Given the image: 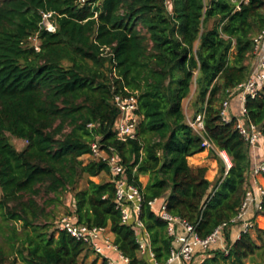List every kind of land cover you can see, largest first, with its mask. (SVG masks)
<instances>
[{
  "label": "trees",
  "instance_id": "1",
  "mask_svg": "<svg viewBox=\"0 0 264 264\" xmlns=\"http://www.w3.org/2000/svg\"><path fill=\"white\" fill-rule=\"evenodd\" d=\"M44 11L53 12L54 30L39 25ZM263 28L264 0H247L238 10L231 0H100L93 8L74 0H0V264H97L99 258L108 264L99 255L86 262L93 253L88 245L56 229L54 210L67 191L76 222L107 227L130 264H150L137 255L133 222L123 223L115 207L107 164L81 159L93 141L115 152L120 175L140 190L137 218L158 262L166 261L174 240L149 201L161 199L200 237L235 216L252 163L236 117L223 122L220 107L248 77L253 37ZM102 47L109 49L102 54ZM192 85L203 134L182 107ZM126 90L137 92L140 119L135 137L123 141L113 97ZM244 107L248 120L264 123V83ZM8 134L24 147L17 150ZM203 137L230 162L226 168L209 150L218 165L213 180L206 166L187 161L204 150ZM100 173L109 178L91 179ZM260 227L264 198L251 230L261 241ZM226 248L197 250L205 254L198 264H244L263 246L250 232L226 233Z\"/></svg>",
  "mask_w": 264,
  "mask_h": 264
},
{
  "label": "built area",
  "instance_id": "2",
  "mask_svg": "<svg viewBox=\"0 0 264 264\" xmlns=\"http://www.w3.org/2000/svg\"><path fill=\"white\" fill-rule=\"evenodd\" d=\"M100 0H74L78 5H89L93 8ZM167 4L169 0H164ZM235 9H240L247 0H231ZM96 15V13H95ZM53 12L44 11L41 15L39 25L49 30H54ZM34 43L35 50H39V42L36 36L30 37ZM35 42H38L36 45ZM102 54L108 51V47H102ZM264 83V28L258 31L253 37L252 61L248 77L237 83L231 90V97L221 103L220 116L223 122H228L233 116L230 114L231 99L237 96L240 101L239 115L236 117V128L253 150L257 145H261L263 150L262 159L253 161L249 171L248 180L245 184L244 198L235 216L231 219L222 221L206 237H200L194 230V226L186 219L173 215L166 210L165 203L159 199L149 201L151 209L167 222V233L173 236L174 245L170 249L169 256L165 262H158L154 258L149 241L148 233L143 223L137 218L140 208L141 194L137 186L127 182L122 172L115 152H106L101 149L97 141H93L90 146V154L96 159L104 161L112 176L115 184V207L119 210L123 223H132L138 243L137 255L149 260L150 264H188L194 257L197 250L206 251L220 248L227 253L226 233H231L236 228L235 237L239 238L241 233L250 232L254 225L256 215L262 211L264 198V123L255 124L246 117L244 101L246 97L254 98L258 95L260 86ZM127 94H115L113 101L119 110L118 118L115 123V130L119 140H127L135 137L136 125L140 116L136 114L137 97L136 91ZM188 124L200 134H203V113L193 115L192 119H187ZM91 126V124H89ZM202 147L204 150H214L223 158L226 168L230 166L224 151L218 150L207 138L203 137ZM120 175V176H119ZM119 176V177H118ZM236 226V227H235ZM56 229L65 231L72 237L88 245L94 254L107 259L108 264H130V259L121 253L113 243V238L109 235V229L103 226L88 225L78 223L70 215H60L56 221ZM105 250H111L115 255H107Z\"/></svg>",
  "mask_w": 264,
  "mask_h": 264
},
{
  "label": "rangeland",
  "instance_id": "3",
  "mask_svg": "<svg viewBox=\"0 0 264 264\" xmlns=\"http://www.w3.org/2000/svg\"><path fill=\"white\" fill-rule=\"evenodd\" d=\"M35 44L37 45L38 42H35ZM194 87H195L194 85L191 86L190 94L186 98H184L182 101L183 110L186 111L187 113L190 109V106H192L191 103H192V100L194 99ZM232 107H233L234 111H238L240 108V101H239V98L237 96H233L231 99V109H232ZM233 109H232V111H233ZM237 114L239 115V111L237 112ZM192 117H193V115H190L187 119H192ZM187 122H188V120H187ZM8 137L10 139V142L15 146V148L17 150H20L24 147V145H25L24 140L13 137L9 134H8ZM81 159H82L83 163L85 164V163H87L90 160H93L95 158L92 156H89V155H84L81 157ZM210 167H212V166L208 165V169ZM212 168H213V170H215V165ZM208 169L206 172V178L207 179L210 178L212 176V173H213L211 171H208ZM217 171H218V165H217ZM108 178H109V175L106 173H100L98 176L91 177V179L94 181L106 180ZM83 185H84V181H81L79 184V187H82ZM0 194H1V190H0ZM71 196H72V192H70V191H67L64 193L62 204H59L54 210L55 211L54 221H57V218L60 215H71V214H69V212H71V210H72V198H71ZM260 223L262 224V222H259V224ZM18 225H19V223H17V226ZM260 228H262V227H260ZM262 229L264 230V228H262ZM235 230H236V228H235ZM250 233L257 243L262 244L263 248L259 249L252 256L246 258L244 264H264V237H263V240L260 241L259 239H256V234L254 233V231H250ZM0 243H1V238H0ZM95 256H97V254L92 253V258ZM204 257H205V254L204 255L203 254L195 255L193 257V259L189 262V264H198L200 262V260ZM10 260L11 259H9L7 261H10ZM89 260H91V259H89ZM221 264H225V263H221Z\"/></svg>",
  "mask_w": 264,
  "mask_h": 264
},
{
  "label": "crops",
  "instance_id": "4",
  "mask_svg": "<svg viewBox=\"0 0 264 264\" xmlns=\"http://www.w3.org/2000/svg\"><path fill=\"white\" fill-rule=\"evenodd\" d=\"M233 109V107H232ZM232 109H230V114L233 115V116H236L237 115V112L238 111H232ZM184 111V110H183ZM185 115H186V119L190 116V115H194V107L193 106H190V109L188 111V113L186 111H184ZM209 151L208 150H203L199 153H196L192 156H189L187 158V161H188V164L191 165V166H194V167H202V166H206L208 168V165H211L212 167L215 165V170H213L212 167H210L208 169V171H211L213 172L212 173V176L210 178H208V180H213L215 178V176L217 175V162L214 158H211L209 155H208ZM250 156H251V163L253 161H259L262 159V156H263V150H262V147L261 145H257L253 150H250ZM140 180L142 181L143 184L146 183L147 181V175H143L140 177ZM264 182V180H263ZM158 201H161V199H159ZM237 230V229H236ZM235 228H233V230L231 231V234L232 236L235 235V232H236ZM109 235L113 238V235L111 232H109ZM91 250V249H90ZM88 250V251H90ZM105 253L107 255H111V256H114L115 254L111 251V250H105ZM95 257L92 258V253H89L88 252V257L85 259L86 262H90L92 259H94ZM91 259V260H89ZM100 259H98V262L97 264H100Z\"/></svg>",
  "mask_w": 264,
  "mask_h": 264
},
{
  "label": "bare ground",
  "instance_id": "5",
  "mask_svg": "<svg viewBox=\"0 0 264 264\" xmlns=\"http://www.w3.org/2000/svg\"><path fill=\"white\" fill-rule=\"evenodd\" d=\"M224 155H225V157L228 159V157H227V155H226V153L224 152ZM228 162H229V159H228ZM230 163V162H229Z\"/></svg>",
  "mask_w": 264,
  "mask_h": 264
}]
</instances>
